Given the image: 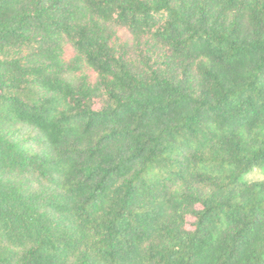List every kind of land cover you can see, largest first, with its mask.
<instances>
[{
  "label": "trees",
  "instance_id": "16d2710c",
  "mask_svg": "<svg viewBox=\"0 0 264 264\" xmlns=\"http://www.w3.org/2000/svg\"><path fill=\"white\" fill-rule=\"evenodd\" d=\"M263 166L264 0H0V264H264Z\"/></svg>",
  "mask_w": 264,
  "mask_h": 264
},
{
  "label": "rangeland",
  "instance_id": "374dc122",
  "mask_svg": "<svg viewBox=\"0 0 264 264\" xmlns=\"http://www.w3.org/2000/svg\"><path fill=\"white\" fill-rule=\"evenodd\" d=\"M243 180L247 182L264 181V166L252 167L251 170L243 177ZM192 222V219H188V223Z\"/></svg>",
  "mask_w": 264,
  "mask_h": 264
}]
</instances>
